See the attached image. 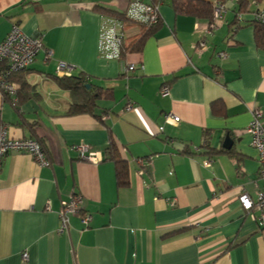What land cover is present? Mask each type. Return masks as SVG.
<instances>
[{"label": "crops", "instance_id": "crops-1", "mask_svg": "<svg viewBox=\"0 0 264 264\" xmlns=\"http://www.w3.org/2000/svg\"><path fill=\"white\" fill-rule=\"evenodd\" d=\"M130 1L0 0V43L18 24L43 46L22 74L27 99L0 92V128L40 140L49 163L25 152L1 160L0 264H264L259 213L238 200L264 191L246 129L252 110L264 111V45L251 14L264 0H248L244 11L221 1L227 11L205 35L211 20L177 14L162 0L160 24L142 49L105 59L104 14L94 8L124 11ZM59 62L107 90L93 114L67 113L72 97L56 80ZM122 63L137 67L123 72ZM167 114L179 121L165 122ZM110 142L127 163L124 186L105 156ZM80 144L98 161L81 158L72 149ZM75 194L79 213L61 232V202Z\"/></svg>", "mask_w": 264, "mask_h": 264}, {"label": "built area", "instance_id": "built-area-1", "mask_svg": "<svg viewBox=\"0 0 264 264\" xmlns=\"http://www.w3.org/2000/svg\"><path fill=\"white\" fill-rule=\"evenodd\" d=\"M238 1V0H234ZM158 6H152L140 0H131L126 15L143 24L153 25L159 20ZM227 11L226 2L218 0L212 1V20L202 25L200 31L205 35L211 32L219 21H222L224 13ZM252 19L264 24V8H258L252 11ZM237 20H241L243 13L236 14ZM124 23L113 16L101 15L98 37V53L105 59H115L121 61V45L124 38ZM42 42L35 36L26 35L18 24H13L10 31L0 43V61L6 63V67L0 68V92L1 94L15 95L17 85L8 79V76L14 71H20L28 68L36 58L39 50L42 48ZM205 41L201 39L196 49H204ZM51 54V51H48ZM220 53V56H223ZM135 64H123L122 71L130 72L136 69ZM72 66L59 62L57 64V73L69 76ZM168 89L163 88L162 94H167ZM165 122H178L179 117L174 114L165 115ZM161 129V128H160ZM247 132L252 137V145L258 152V158L262 169H264V111L261 109L252 110V120L250 121ZM72 149L78 152L83 159L98 161L96 153L91 151L89 146L84 144L72 146ZM10 152H25L31 154L39 164L48 165L45 162V152L42 144L36 138H12L8 136L5 126L0 128V163L2 158ZM208 165L209 162L204 163ZM254 184L257 186L256 181ZM257 198L254 200L248 193L242 192L238 200L246 212L252 210L258 211L257 221L261 227H264V191L257 189L255 191ZM82 203L81 196L75 194L70 199L61 202L59 211L60 231L66 232L68 229L69 216L79 213ZM82 223L87 224L90 216L85 214L81 217ZM24 260L28 259L27 253L22 255Z\"/></svg>", "mask_w": 264, "mask_h": 264}, {"label": "trees", "instance_id": "trees-1", "mask_svg": "<svg viewBox=\"0 0 264 264\" xmlns=\"http://www.w3.org/2000/svg\"><path fill=\"white\" fill-rule=\"evenodd\" d=\"M148 3L152 6H158L162 3V0H140ZM225 1V0H219ZM256 2H261L262 0H254ZM169 3L177 14H186L194 16L198 19L212 20V1L211 0H169ZM239 11L246 10L249 1L248 0H238ZM100 14L113 16L120 19L124 23V38L121 45V58L127 56L131 52L140 51L144 46L147 37L152 34V32L160 24V19L157 23L153 25L143 24L138 21L130 19L126 15V10L124 11H113L110 9H105L102 7L94 8ZM257 32L258 43L264 45V24L254 21L253 22ZM137 26L140 31L136 34H131V27ZM6 63L0 61V68L6 67ZM27 69V68H26ZM26 69L20 71H14L9 76L8 79L17 85L15 97L18 101L27 99V95L30 92V85L22 77L23 72ZM58 84L66 89L71 97L72 103L69 105L68 114H79V113H89L93 114L94 108L96 107V102L98 99L108 95L107 90L101 87H93L92 84L86 80L82 75H63L61 77H56ZM88 86V87H87ZM8 95V94H4ZM10 96V95H9ZM37 139V138H36ZM40 141V140H39ZM41 143V142H40ZM42 144V143H41ZM209 149V145L207 146ZM105 156L112 160L115 164V175L116 182L118 186H124L128 183V167L126 161L120 156L119 151L114 144L110 142L106 147Z\"/></svg>", "mask_w": 264, "mask_h": 264}, {"label": "water", "instance_id": "water-1", "mask_svg": "<svg viewBox=\"0 0 264 264\" xmlns=\"http://www.w3.org/2000/svg\"><path fill=\"white\" fill-rule=\"evenodd\" d=\"M88 87V86H87Z\"/></svg>", "mask_w": 264, "mask_h": 264}]
</instances>
